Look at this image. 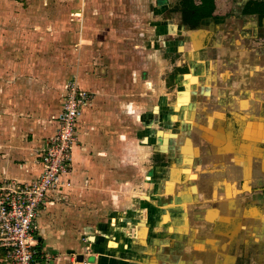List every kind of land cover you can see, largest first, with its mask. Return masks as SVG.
I'll use <instances>...</instances> for the list:
<instances>
[{"label":"crops","instance_id":"obj_1","mask_svg":"<svg viewBox=\"0 0 264 264\" xmlns=\"http://www.w3.org/2000/svg\"><path fill=\"white\" fill-rule=\"evenodd\" d=\"M174 1L172 19L171 10L166 14L169 5L155 0L158 9H165L168 39L153 44L178 60L164 84L172 97L161 100L162 111L153 105L146 119L151 134L141 143L149 145L151 164L143 171V193L123 201V157L130 149L123 140L133 135L132 127L123 132V94L112 101L115 85L90 80L84 88L96 96L78 119L72 171L64 183L69 180L71 188L85 191L92 209L58 218L56 232L50 234L42 221L43 236L35 220L38 264H264V160L260 154L259 160L248 157L240 165L234 157L254 151L233 142L232 136L247 135L249 140L252 135L254 140V135H264V7L260 13L243 12L247 3L264 5V0H216L219 14L196 26L183 23L181 0ZM22 83L11 78L5 90L12 104L0 116V183L29 182L40 174L36 156L54 135L61 108L49 135H17L16 96L25 93ZM148 86L155 91L159 84L156 88L152 80ZM19 122L28 124L26 118ZM174 122L178 129H171ZM160 123L161 130L149 127ZM193 166L206 173L201 182L187 180ZM58 192L53 198L64 199ZM123 202L133 205V214L123 211ZM112 207L118 211L108 222ZM257 222L259 236L254 234ZM225 225H231L230 234ZM246 235L259 239L241 256L244 247L228 243L229 236Z\"/></svg>","mask_w":264,"mask_h":264},{"label":"rangeland","instance_id":"obj_2","mask_svg":"<svg viewBox=\"0 0 264 264\" xmlns=\"http://www.w3.org/2000/svg\"><path fill=\"white\" fill-rule=\"evenodd\" d=\"M155 3V0H0V116L12 104V98L5 91L11 78L16 82H26L25 93L19 92L16 96L20 109H16L15 121L17 135L30 137L35 134L46 135L48 130H53L52 118L72 86L75 85L85 96L83 114L96 96L84 88L90 80H94L97 85H115L117 96H109V99L115 101L123 94V132L133 128V135L128 140H123L130 148L127 157H123V201H132V197L143 193L140 186L142 182H146L143 171L151 164L149 145L141 143L144 137L151 134L145 128L146 119L153 105L160 106L162 111L165 107H162L161 100L172 97L169 94L171 91H166L164 84L166 80L169 81V71L178 60V56L167 54L162 45L157 49V45L153 44L155 40H160L162 44V41L168 39L165 9L162 10L163 5L158 9ZM160 3L169 5L166 14L171 10L170 16L174 19L178 1L160 0ZM153 29H159V34ZM153 53L158 54V59L157 54L153 56ZM152 80L157 83L156 88L159 84L158 90L153 91L148 86ZM24 118L28 124L18 125ZM167 118L171 119L169 116ZM55 124L54 135L58 128V123ZM153 125L149 124L150 129L163 128L161 123L155 124V127ZM6 126L4 123L3 127ZM170 127L178 129L179 124L174 122ZM2 131L4 130L0 129V133ZM226 136L231 138V135ZM232 136L233 142L239 143L241 147L245 145L249 148L250 145L254 151L250 153L246 150L247 153L235 156L234 160H240V165L245 164L248 157L259 160L260 154L264 160V135H254V140L250 135L251 141L247 139V135ZM154 161L156 162V157ZM192 169L194 174L186 177L187 180L192 181L195 177L196 181L201 182L206 173L196 171L194 166ZM67 175L62 178L58 189L64 199H59L58 196L55 197L56 200L53 198L59 192L52 194V199L43 205L44 209L48 204H52V207L46 208L42 217L39 215L42 209L39 210L38 216L41 218H37L36 223L38 221L37 227L42 236L44 225L48 226L50 234L56 232L58 218L73 210L85 212L92 209L93 201L90 200L88 207L86 199H89V195L85 191L83 193L75 186L71 188L69 180L64 183ZM0 184H6V181ZM131 206L133 205L127 206L123 202V211L133 214ZM108 211L105 219L109 222L110 217H113L112 213L118 210L112 207ZM258 224L257 222L254 227V234L259 236ZM224 230L231 232V225H225ZM258 239L259 237L253 240L252 236L247 235L229 236L228 243L242 244V256L245 255L247 245L256 243ZM46 240L45 243H56L54 239ZM249 255L251 256L250 253ZM3 257L0 254V264H6ZM240 262L244 263L245 260Z\"/></svg>","mask_w":264,"mask_h":264},{"label":"built area","instance_id":"obj_3","mask_svg":"<svg viewBox=\"0 0 264 264\" xmlns=\"http://www.w3.org/2000/svg\"><path fill=\"white\" fill-rule=\"evenodd\" d=\"M85 96L75 85L70 88L59 114L57 132L38 157L40 174L23 183L0 184V248L6 264H35L38 239L35 220L39 210L61 187L71 169L72 151L78 142L77 123Z\"/></svg>","mask_w":264,"mask_h":264},{"label":"trees","instance_id":"obj_4","mask_svg":"<svg viewBox=\"0 0 264 264\" xmlns=\"http://www.w3.org/2000/svg\"><path fill=\"white\" fill-rule=\"evenodd\" d=\"M264 5L261 3L249 2L244 8V13H260ZM216 0H181L180 11L183 23L189 26H196L202 19L214 18L216 14ZM39 247H37L38 250ZM39 252V250H38ZM0 254L5 255L4 249L0 248Z\"/></svg>","mask_w":264,"mask_h":264},{"label":"water","instance_id":"obj_5","mask_svg":"<svg viewBox=\"0 0 264 264\" xmlns=\"http://www.w3.org/2000/svg\"><path fill=\"white\" fill-rule=\"evenodd\" d=\"M92 237H90V240H91ZM77 261L81 262L82 261V257L81 256H78L77 257Z\"/></svg>","mask_w":264,"mask_h":264},{"label":"bare ground","instance_id":"obj_6","mask_svg":"<svg viewBox=\"0 0 264 264\" xmlns=\"http://www.w3.org/2000/svg\"><path fill=\"white\" fill-rule=\"evenodd\" d=\"M160 136V135H159ZM161 136H163L164 137V139H165V141H167L166 139H167V136H164V135H161ZM91 240H93L92 238H91Z\"/></svg>","mask_w":264,"mask_h":264}]
</instances>
